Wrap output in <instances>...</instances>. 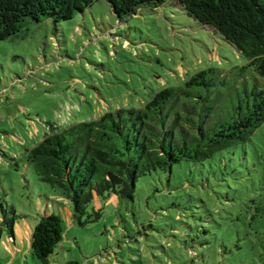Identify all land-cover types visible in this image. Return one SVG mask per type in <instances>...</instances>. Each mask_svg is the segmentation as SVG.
Listing matches in <instances>:
<instances>
[{"label": "rangeland", "instance_id": "obj_1", "mask_svg": "<svg viewBox=\"0 0 264 264\" xmlns=\"http://www.w3.org/2000/svg\"><path fill=\"white\" fill-rule=\"evenodd\" d=\"M246 62L170 1L119 19L96 0L70 20L28 18L0 40V217L3 205L18 223L14 239L2 235L0 264H40L30 233L46 211L60 216L64 230L55 264H190L202 257L264 264V125L203 164L141 176L133 199H94L81 223L71 201L38 180L24 156L52 126L141 108L201 70L229 72Z\"/></svg>", "mask_w": 264, "mask_h": 264}, {"label": "trees", "instance_id": "obj_2", "mask_svg": "<svg viewBox=\"0 0 264 264\" xmlns=\"http://www.w3.org/2000/svg\"><path fill=\"white\" fill-rule=\"evenodd\" d=\"M95 1L0 0V40L15 35L28 18L70 20ZM106 1L119 19L166 1L180 5L247 62L229 72L201 70L182 85L156 92L141 108L107 111L96 120L62 129L52 126L40 142L26 148L25 160L33 165L38 180L71 201L80 223L94 199L112 195L133 199L141 176L172 172L182 162L203 164L252 140L264 125V0ZM1 206L0 242L4 231L8 240L14 239L18 224L15 211ZM99 216L95 211V218ZM63 235L59 215L48 211L39 215L30 246L40 264H55L52 254ZM205 260L193 259L190 264H209Z\"/></svg>", "mask_w": 264, "mask_h": 264}]
</instances>
